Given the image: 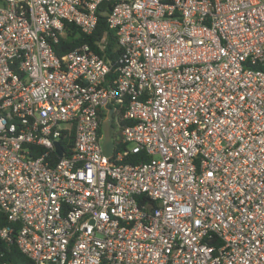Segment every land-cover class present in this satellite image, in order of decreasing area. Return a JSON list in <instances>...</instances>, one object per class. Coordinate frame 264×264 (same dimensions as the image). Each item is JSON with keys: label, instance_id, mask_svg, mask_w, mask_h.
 Listing matches in <instances>:
<instances>
[{"label": "built area", "instance_id": "2783aa9c", "mask_svg": "<svg viewBox=\"0 0 264 264\" xmlns=\"http://www.w3.org/2000/svg\"><path fill=\"white\" fill-rule=\"evenodd\" d=\"M105 2L115 63L59 56ZM1 222L30 264H264V0H0Z\"/></svg>", "mask_w": 264, "mask_h": 264}, {"label": "trees", "instance_id": "16d2710c", "mask_svg": "<svg viewBox=\"0 0 264 264\" xmlns=\"http://www.w3.org/2000/svg\"><path fill=\"white\" fill-rule=\"evenodd\" d=\"M109 8H110V4L107 2L102 3L100 5L97 14L98 15L97 27L92 35L82 34L76 26L70 24L67 25L65 32L66 37L61 38V44L58 49V55L60 56L83 43H87L93 46V43L95 41H99L100 38L103 35H105L106 36L105 49L102 52H99V50L96 47H94V49L100 55H102L107 61H110V63L114 64L119 55V48L117 46L114 32L106 24L105 16L103 15ZM110 77H114L113 72L111 73ZM139 159L146 160L147 158L144 157L142 154H140L138 156L128 159V161L135 162L138 161ZM3 224L4 222H1L0 225ZM0 252L4 254L1 261H7L10 264H30V260H28L25 256L21 255L14 246L6 248L4 245L0 243Z\"/></svg>", "mask_w": 264, "mask_h": 264}, {"label": "water", "instance_id": "95a60500", "mask_svg": "<svg viewBox=\"0 0 264 264\" xmlns=\"http://www.w3.org/2000/svg\"><path fill=\"white\" fill-rule=\"evenodd\" d=\"M102 130L104 133V139L102 143L103 154L109 156L112 152V135L114 127L112 126V112L109 110L106 120L102 123ZM58 146V145H57ZM57 152L61 154V149L58 146Z\"/></svg>", "mask_w": 264, "mask_h": 264}]
</instances>
